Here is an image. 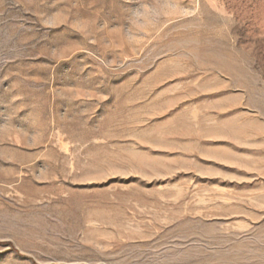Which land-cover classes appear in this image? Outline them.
Returning <instances> with one entry per match:
<instances>
[{
  "label": "rangeland",
  "instance_id": "rangeland-1",
  "mask_svg": "<svg viewBox=\"0 0 264 264\" xmlns=\"http://www.w3.org/2000/svg\"><path fill=\"white\" fill-rule=\"evenodd\" d=\"M0 264H264V0H0Z\"/></svg>",
  "mask_w": 264,
  "mask_h": 264
}]
</instances>
